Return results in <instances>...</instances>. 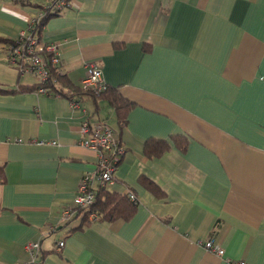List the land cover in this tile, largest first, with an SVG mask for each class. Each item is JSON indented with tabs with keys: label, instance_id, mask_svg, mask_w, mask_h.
Segmentation results:
<instances>
[{
	"label": "crops",
	"instance_id": "crops-1",
	"mask_svg": "<svg viewBox=\"0 0 264 264\" xmlns=\"http://www.w3.org/2000/svg\"><path fill=\"white\" fill-rule=\"evenodd\" d=\"M46 1L0 0V36L18 38ZM42 38L57 45L75 85L95 62L136 103L108 186L133 192L138 211L66 224L63 206L97 167L96 151L78 142L95 104L0 90V264L24 261L31 240L41 243L40 264H264V0H73ZM36 82L19 76L0 42V89ZM99 106L93 118L117 127L109 102ZM177 133L189 138L185 151L171 143L145 155L146 139ZM210 239L224 256L206 247Z\"/></svg>",
	"mask_w": 264,
	"mask_h": 264
},
{
	"label": "built area",
	"instance_id": "built-area-1",
	"mask_svg": "<svg viewBox=\"0 0 264 264\" xmlns=\"http://www.w3.org/2000/svg\"><path fill=\"white\" fill-rule=\"evenodd\" d=\"M73 0H47L44 4L45 9L51 11H63L71 6ZM42 8L30 20L29 25L23 29L17 41L18 46L14 44L7 45V55L13 65H17L22 53V48L29 54L28 64L19 67L21 76L32 74L36 77L38 83L45 82L49 77L48 60L42 54V50L53 53V63H60L57 45L55 43L46 42L43 38H38L32 34L35 24L45 14V9ZM109 83L103 75L102 67L95 62L86 64V74L82 80V86L85 88H92L95 92H101L108 87ZM40 92L46 93L44 87L40 88ZM81 102L72 100V107H81ZM85 117L80 124L78 142L97 153V167L93 172L85 173L79 183L77 193L73 198L72 204L63 206L61 210V217L64 220L70 219L78 207L88 206L94 203L96 197V187L98 185H109L115 181V172L119 166V159L124 155L126 148L124 144L119 143L117 131L109 123L93 118L89 110L84 109ZM40 144L46 143L44 140L38 141ZM50 143H56L55 140ZM133 200L138 201L137 196L133 192H128ZM96 214H91V218ZM64 239L58 242V249L64 246ZM205 245L208 249L224 256L225 249L216 244L213 239L207 240ZM41 243L39 240H31L26 244L27 258L24 261L16 264H40L39 256L41 253ZM238 264H247L246 261L241 260Z\"/></svg>",
	"mask_w": 264,
	"mask_h": 264
},
{
	"label": "trees",
	"instance_id": "trees-1",
	"mask_svg": "<svg viewBox=\"0 0 264 264\" xmlns=\"http://www.w3.org/2000/svg\"><path fill=\"white\" fill-rule=\"evenodd\" d=\"M20 1H25V0H20ZM44 4L41 5V9L44 8ZM61 12H62L61 10L51 11L48 8L45 9L44 16L40 19V21H38L35 24L32 34L42 39V33L45 27V23L52 16L58 15ZM0 42H3L5 44L6 53H7V48H6L7 45L14 44L18 46V44H16L18 43L17 39H13V38H4L0 36ZM114 45L117 48L122 46V44L119 42H116ZM150 49H151L150 44L144 45L145 52L149 51ZM41 52L48 60L49 77L45 82L43 83L36 82L34 84L21 85L18 89L7 88L0 90L8 91V92L23 91V90H32V91L40 92V88L44 87L46 89V93L65 96L69 98L71 101L78 100L82 103L85 102L86 98H89L95 104V108L92 111H90V115L92 117L99 111V107H100L99 101L102 99L107 100L109 104L114 108L117 119V127H114L113 125L112 127L117 131L119 137L118 139L119 143L123 144L122 141L123 129L128 123V114L135 107L136 103L128 99L124 95H122V93L118 90V88L110 84L105 90L101 92H95V90H93L92 88H85L82 86V84L75 85L72 81L69 80L68 76L64 74V72H62V70L60 69V64L53 63L52 52L46 50H42ZM28 59H29V54L23 48H22L21 56L18 60L19 64L13 65L8 57V61L14 67L17 68L19 76H20L19 67L27 65L29 62ZM98 119L100 118L98 117ZM171 143H173L181 151H185L189 143V138L187 135L181 133L171 135L170 140L156 138V137H149L148 139H146L144 144V153L149 157L160 156L171 147ZM123 156L124 155L120 156L119 164L120 162H122ZM139 181L144 187L153 191L157 196H162L164 194L163 189L148 177L141 175L139 177ZM138 203H139L138 201L133 200L130 197L129 193H120L118 191L109 188V186L107 185H98L96 187V197L94 203L88 206L78 207L75 211L76 214L73 215L70 219H68L66 221V224L80 215L82 217H81V223L77 227L79 229H81L84 225L90 224L93 220L96 219L105 220L109 222L118 219L130 220L131 218L134 217V215L138 211ZM93 213H95L96 216L91 218V214ZM72 230H74V228L69 229L70 232ZM42 255L43 252L41 251L40 256L42 257Z\"/></svg>",
	"mask_w": 264,
	"mask_h": 264
}]
</instances>
